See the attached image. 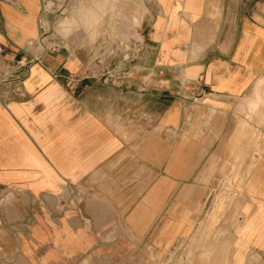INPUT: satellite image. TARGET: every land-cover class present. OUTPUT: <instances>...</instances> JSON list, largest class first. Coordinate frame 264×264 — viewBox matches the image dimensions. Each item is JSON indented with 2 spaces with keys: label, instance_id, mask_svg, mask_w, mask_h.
<instances>
[{
  "label": "crops",
  "instance_id": "1",
  "mask_svg": "<svg viewBox=\"0 0 264 264\" xmlns=\"http://www.w3.org/2000/svg\"><path fill=\"white\" fill-rule=\"evenodd\" d=\"M254 1L138 0L134 70L100 72L44 46L45 0H0V264H158L199 230L205 163L220 174L232 143L250 146L230 264H264Z\"/></svg>",
  "mask_w": 264,
  "mask_h": 264
},
{
  "label": "rangeland",
  "instance_id": "2",
  "mask_svg": "<svg viewBox=\"0 0 264 264\" xmlns=\"http://www.w3.org/2000/svg\"><path fill=\"white\" fill-rule=\"evenodd\" d=\"M45 4L40 39L44 46L58 44L56 48H63L72 55L81 51L100 72L107 67L132 70L133 58L141 49L135 46L141 37L137 29L140 24L138 0H45ZM254 5V0H242L243 7ZM126 53L128 59L123 57ZM175 76L186 79L184 72ZM245 126L249 124H243ZM248 145L244 148L227 144V157L222 161L220 174L216 168V150L212 151L205 163L211 166L212 174L206 176L210 195L203 222L190 239L176 244L158 264H230L234 221L247 177L244 162L249 155ZM259 146H264V140L259 141ZM202 177L205 180V176Z\"/></svg>",
  "mask_w": 264,
  "mask_h": 264
},
{
  "label": "built area",
  "instance_id": "3",
  "mask_svg": "<svg viewBox=\"0 0 264 264\" xmlns=\"http://www.w3.org/2000/svg\"><path fill=\"white\" fill-rule=\"evenodd\" d=\"M51 47H53V48H51ZM51 47H48V48L56 49V47H58V44H54V45L51 46ZM123 57H124V59H128V58H129V54L126 53V54H124ZM74 78H75V75H74V74H71V75L69 76V79H68V81H67V83L69 84V86H72L71 84H72ZM20 81H21V76H18V78H16V82H17V83H18V82L20 83Z\"/></svg>",
  "mask_w": 264,
  "mask_h": 264
},
{
  "label": "bare ground",
  "instance_id": "4",
  "mask_svg": "<svg viewBox=\"0 0 264 264\" xmlns=\"http://www.w3.org/2000/svg\"><path fill=\"white\" fill-rule=\"evenodd\" d=\"M188 46V45H187Z\"/></svg>",
  "mask_w": 264,
  "mask_h": 264
}]
</instances>
